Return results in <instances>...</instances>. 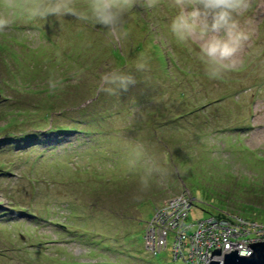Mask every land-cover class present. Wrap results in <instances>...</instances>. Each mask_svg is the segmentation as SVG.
I'll return each instance as SVG.
<instances>
[{"label":"rangeland","instance_id":"rangeland-1","mask_svg":"<svg viewBox=\"0 0 264 264\" xmlns=\"http://www.w3.org/2000/svg\"><path fill=\"white\" fill-rule=\"evenodd\" d=\"M18 8L0 33V264H187L172 237L157 256L145 239L184 188L189 222L230 209L264 238V0L238 15L249 39L217 77L200 36L173 34L171 0L128 10L117 35Z\"/></svg>","mask_w":264,"mask_h":264},{"label":"clouds","instance_id":"clouds-1","mask_svg":"<svg viewBox=\"0 0 264 264\" xmlns=\"http://www.w3.org/2000/svg\"><path fill=\"white\" fill-rule=\"evenodd\" d=\"M158 0H88L87 13L75 5V0H0V33L5 32L6 26L12 23V17L19 11L18 4L24 9V16L30 19H44L48 16H72L82 21H93L107 28L112 35L122 31L125 14L134 7L153 8ZM250 0H171L173 7L179 9L172 20L171 30L180 41H189L200 36V53L208 65L213 77L222 75L235 67L238 53L249 39L248 34L241 28L238 15L249 6ZM133 82L130 77L121 78L120 85L126 89L127 83ZM2 94H0V98ZM177 200H184V210L173 207ZM195 198L184 188V191L171 199H165L154 207L153 217L147 224L146 241L156 256L168 248V238L174 240V258L183 259L187 264H198L200 256L194 252L193 241L201 223L213 220L220 227L240 225L245 223L248 232L237 241H250L254 235L250 220L233 210H220L211 217L191 223L190 213L195 204ZM154 205V204H153ZM166 213L160 217L161 211ZM264 241H250V243ZM251 245V244H250ZM218 248H214L212 253ZM188 250L190 252L188 253ZM234 249L233 251H235ZM251 255L253 248L250 246ZM222 259L212 258L224 264ZM241 255H247L239 250ZM223 254H213L220 256ZM248 256V255H247ZM203 263L206 262L203 259ZM211 261V260H210ZM210 261L207 264H210ZM205 264V263H204Z\"/></svg>","mask_w":264,"mask_h":264},{"label":"built area","instance_id":"built-area-1","mask_svg":"<svg viewBox=\"0 0 264 264\" xmlns=\"http://www.w3.org/2000/svg\"><path fill=\"white\" fill-rule=\"evenodd\" d=\"M184 205V200H177L176 203L173 204V207L179 211H183ZM247 232L248 227L245 226V223L223 228L213 220L201 223L195 235V240L193 241L194 252L198 253L200 258L206 260V262H204L205 264L211 260V256L212 258L222 259L225 252L234 249H238L242 251V253L249 255L251 253L250 241H237L238 238ZM214 248H221L223 254L214 257L212 254Z\"/></svg>","mask_w":264,"mask_h":264},{"label":"water","instance_id":"water-1","mask_svg":"<svg viewBox=\"0 0 264 264\" xmlns=\"http://www.w3.org/2000/svg\"><path fill=\"white\" fill-rule=\"evenodd\" d=\"M253 248L251 255H241L238 249L225 254L224 264H264V241L250 243ZM212 254H221V248L216 249ZM210 264H221V261L212 260Z\"/></svg>","mask_w":264,"mask_h":264},{"label":"trees","instance_id":"trees-1","mask_svg":"<svg viewBox=\"0 0 264 264\" xmlns=\"http://www.w3.org/2000/svg\"><path fill=\"white\" fill-rule=\"evenodd\" d=\"M39 30V29H38ZM117 53V54H116ZM115 54H116V56L119 54L120 56H122L121 55V49H116V52H115ZM119 56V57H120ZM169 58L171 59L172 57L169 55ZM166 59V58H165ZM1 94V93H0ZM176 119L175 118H173V119H169L167 122H172V121H175ZM202 127H204V126H202ZM204 128H206V127H204ZM56 129H58V130H60V131H62V132H67V130L69 131V132H75L76 131V129H67L66 127H57ZM77 131H78V129H77ZM79 132V134L77 135V137L79 136V135H81V134H88L89 133V130H86V132H83L82 131V129L81 130H79L78 131ZM60 140H66V136H61L60 137ZM69 140V139H68ZM71 140V139H70ZM241 140V139H240ZM86 141V140H85ZM76 142L78 143V141H75V142H71L70 143V146H72V144L74 143V144H76ZM81 144V143H80ZM65 150H67V148L65 149ZM190 160H192V159H190ZM263 160H264V158H263ZM178 162V163H177ZM186 162H187V159H184V160H182V161H179V160H177L176 162H174V166H173V168H174V170L176 171V173L180 176V174L181 173H183V170L181 171V166H183V165H185L186 164ZM257 165H259V164H257ZM264 166V165H263ZM237 177V176H236ZM253 177V176H252ZM225 204H228L227 203V201H225ZM251 205V204H250ZM250 205H246L247 207H249ZM156 205H154L153 207H155ZM154 209V208H153ZM236 212V211H235ZM219 214H220V216H222V217H225V218H228V217H226L223 213H221V211L219 210V212H218ZM236 213H238V212H236ZM240 215L241 216H243V217H246V218H251V217H253V216H251V217H249V216H245V214H241L240 213ZM27 232H29V231H25L24 233H27ZM66 263H68V261L67 260H64Z\"/></svg>","mask_w":264,"mask_h":264}]
</instances>
